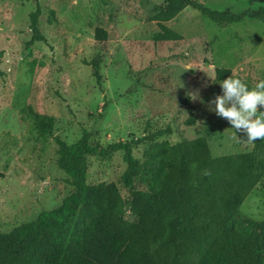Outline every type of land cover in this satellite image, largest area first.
<instances>
[{"label": "rangeland", "instance_id": "rangeland-1", "mask_svg": "<svg viewBox=\"0 0 264 264\" xmlns=\"http://www.w3.org/2000/svg\"><path fill=\"white\" fill-rule=\"evenodd\" d=\"M239 10L264 0H196ZM40 6L38 28L47 40L29 42V13ZM164 0H0V232L34 219L71 192L68 176L55 164L57 135L75 141L82 128L100 146L168 127L158 139L207 138L214 159L249 151L246 135L208 102L222 94L220 81L232 76L249 88L264 80V23L244 19L217 26L186 6L165 24L181 38L154 41L152 15ZM52 11V13H51ZM102 27L106 39L94 37ZM97 63L100 81L93 75ZM230 74L215 78V68ZM193 93L203 98L192 100ZM188 98V101H186ZM54 118L53 136L42 135L20 108ZM188 106L194 123H185ZM211 107L214 108V105ZM264 110V109H263ZM145 142L132 145L142 159ZM86 183L119 182L122 151L87 157ZM236 225L264 219V174L238 203ZM124 216L134 219L126 207Z\"/></svg>", "mask_w": 264, "mask_h": 264}, {"label": "trees", "instance_id": "trees-1", "mask_svg": "<svg viewBox=\"0 0 264 264\" xmlns=\"http://www.w3.org/2000/svg\"><path fill=\"white\" fill-rule=\"evenodd\" d=\"M186 6L217 26L244 19L264 23L263 3L231 10L196 0H164L151 17L158 26L154 41L181 38L165 23ZM39 15L36 2L29 13L30 43H47L38 28ZM106 36L102 27H95L96 40ZM83 62L92 66L99 82L97 63ZM229 74V68H215L217 80ZM20 112L40 134L53 136L52 116L29 104ZM194 120L188 106L185 123ZM165 133H170L168 127L106 146L94 143L84 128L70 143L53 136L55 164L70 179L72 190L31 221L0 232V264H264V219L244 218L246 232L236 225L238 203L264 174V139L249 151L214 159L206 137L158 139ZM141 142L146 146L140 160L132 145ZM115 151H122L125 163L119 182L128 191L126 199L115 182L86 183L87 157ZM126 207L134 219L124 216Z\"/></svg>", "mask_w": 264, "mask_h": 264}, {"label": "clouds", "instance_id": "clouds-1", "mask_svg": "<svg viewBox=\"0 0 264 264\" xmlns=\"http://www.w3.org/2000/svg\"><path fill=\"white\" fill-rule=\"evenodd\" d=\"M222 94L209 101V110L226 119L235 129L234 139L240 140L236 133L246 135V142L254 145L257 140L264 139V80H260L253 88L240 78L229 76L220 81ZM203 98L193 93L192 100ZM214 105V108L211 107Z\"/></svg>", "mask_w": 264, "mask_h": 264}]
</instances>
